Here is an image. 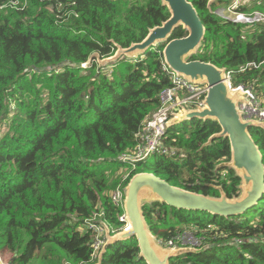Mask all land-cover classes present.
<instances>
[{
	"label": "trees",
	"instance_id": "obj_1",
	"mask_svg": "<svg viewBox=\"0 0 264 264\" xmlns=\"http://www.w3.org/2000/svg\"><path fill=\"white\" fill-rule=\"evenodd\" d=\"M192 3L205 28L191 57L229 74L232 88L250 89L264 109V24H234L214 12L234 0ZM258 2V3H257ZM235 11L264 15V0ZM169 13L160 0H0V257L9 264H97L94 235L85 221L102 214L113 235L124 228L110 195L138 173L208 197L239 195V179L219 168L230 157L227 139L207 140L217 123L197 121L168 128L174 158L132 167L120 156L171 86L164 43L112 64L117 47L141 42ZM186 36L175 29L169 40ZM96 55V56H95ZM84 66V67H82ZM12 113V114H11ZM12 117H9V115ZM7 118L8 130L2 132ZM5 124L3 127L2 125ZM264 165V130L249 129ZM155 239L188 232L202 251L170 264H264V194L244 214L222 218L152 203L142 207ZM110 234V235H111ZM200 250V249H199ZM10 257V262L4 260ZM100 264H145L135 239L104 252Z\"/></svg>",
	"mask_w": 264,
	"mask_h": 264
},
{
	"label": "water",
	"instance_id": "obj_2",
	"mask_svg": "<svg viewBox=\"0 0 264 264\" xmlns=\"http://www.w3.org/2000/svg\"><path fill=\"white\" fill-rule=\"evenodd\" d=\"M169 13V18L160 26L150 29L145 38L128 48L117 47L109 58L99 60L100 66L112 64L121 57L136 58L153 49L160 43L165 66L176 76L197 85L208 87L203 100V107L183 110L168 121L167 127L173 128L184 123L212 121L217 123L220 131L213 134L203 147L209 146L216 139H227L230 157L227 163L217 166L231 169L239 179V195L227 198L222 188L219 197H208L169 185L153 173L135 174L124 187L123 212L128 229L110 235L105 227V242L98 254V263L110 246L135 239L139 249V259L145 264H170V260L189 253H199L189 247L165 248L155 239L147 225L142 207L145 204L159 203L170 208L185 211L205 212L212 216L232 218L244 214L253 207L264 194V165L261 153L253 141L249 129L264 130V122L245 119L239 105L246 104V94L240 89L232 92L227 86L224 68L210 63L191 60L202 45L205 28L193 7L187 0H160ZM207 9L215 0H205ZM181 27L186 36L169 40L172 32ZM96 56V55H95Z\"/></svg>",
	"mask_w": 264,
	"mask_h": 264
},
{
	"label": "built area",
	"instance_id": "obj_3",
	"mask_svg": "<svg viewBox=\"0 0 264 264\" xmlns=\"http://www.w3.org/2000/svg\"><path fill=\"white\" fill-rule=\"evenodd\" d=\"M240 1L241 0L233 1L232 6L225 10L228 14H225L224 10H217L221 14L222 19L224 18L223 20H225L226 16L231 17L228 18V20L234 24L251 23L255 20V18L252 20H246L249 18H245L244 14L235 11L239 4H244ZM262 23L264 24V22ZM164 68L170 77L171 86L160 93V105L158 109L143 121L140 130L134 135L136 142L134 149L120 156V161L129 164L132 167H134L136 163L147 161L152 157H176V151H173L166 146L167 123L174 117V115L182 114L183 110H192L196 107H203V100L208 92V87L206 85L190 83L176 76L175 73L171 72L166 66H164ZM226 75L227 86L230 91L234 92L240 89L246 94V104L239 105L243 118L264 122V109L260 107L251 90L241 86L232 88L229 82V74L227 72ZM187 105H190L191 107L187 108ZM123 189L124 188H121L120 185L116 187L111 193L110 199L114 207L122 210V216L119 217L118 220L124 224L125 228H127L128 223L123 212ZM101 217L102 214H99L85 221L87 230L94 235L93 259L98 256L100 249L105 242V223L101 221ZM158 243L165 248L189 247L199 250L202 247L201 242L188 232L179 233L167 242L161 243L158 241ZM0 264L9 263L3 262L0 257Z\"/></svg>",
	"mask_w": 264,
	"mask_h": 264
},
{
	"label": "rangeland",
	"instance_id": "obj_4",
	"mask_svg": "<svg viewBox=\"0 0 264 264\" xmlns=\"http://www.w3.org/2000/svg\"><path fill=\"white\" fill-rule=\"evenodd\" d=\"M241 3H244V2H250V4H252V2H257V0H241L240 1ZM258 3V2H257ZM255 5H258V4H253V5H251L250 7H252V6H255ZM225 11V10H224ZM214 13H216L221 19H222V17H221V14L216 10ZM225 14H228V12L227 11H225ZM245 15V18H249V19H246V20H252V19H254L255 18V20L253 21V22H251V23H243V24H249L251 27L254 25V24H257V23H262V22H264V15L262 14V13H260L259 11H257V10H252V11H250V14H244ZM228 18H231V17H228V16H226V18H225V20H227V21H229L228 20ZM224 19V18H223ZM222 19V20H223ZM224 20V21H225ZM240 24V23H239ZM254 27V26H253ZM82 67H84V66H82ZM187 108H189V107H191L190 105H187L186 106ZM12 114V113H11ZM9 115V117H12V115ZM4 122H5V124H6V126H5V128L2 130V132H5V131H7L8 130V122H7V118L4 120ZM5 124H3L2 125V127L5 125ZM157 160V158L156 157H152V158H150L147 162H148V164L150 165V167H153V165H154V162ZM224 163H227V162H224ZM221 164H223V163H221ZM220 165V164H219ZM115 235V234H114ZM4 260L5 261H7V262H10V257H8V256H4Z\"/></svg>",
	"mask_w": 264,
	"mask_h": 264
},
{
	"label": "bare ground",
	"instance_id": "obj_5",
	"mask_svg": "<svg viewBox=\"0 0 264 264\" xmlns=\"http://www.w3.org/2000/svg\"><path fill=\"white\" fill-rule=\"evenodd\" d=\"M105 227L108 229L107 225H105ZM105 227H104V230H105ZM127 229H128V227H127V228H125V226H124V228H123V229H121V230H120V232H122V231H125V230H127Z\"/></svg>",
	"mask_w": 264,
	"mask_h": 264
},
{
	"label": "crops",
	"instance_id": "obj_6",
	"mask_svg": "<svg viewBox=\"0 0 264 264\" xmlns=\"http://www.w3.org/2000/svg\"><path fill=\"white\" fill-rule=\"evenodd\" d=\"M244 5L250 6V2H244ZM241 14V13H240ZM232 23V22H231Z\"/></svg>",
	"mask_w": 264,
	"mask_h": 264
}]
</instances>
